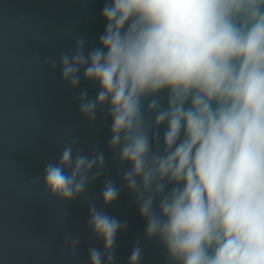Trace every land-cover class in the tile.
<instances>
[{
	"label": "clouds",
	"instance_id": "clouds-1",
	"mask_svg": "<svg viewBox=\"0 0 264 264\" xmlns=\"http://www.w3.org/2000/svg\"><path fill=\"white\" fill-rule=\"evenodd\" d=\"M101 17L95 44L77 35L43 59L59 66L82 119L109 122L121 183L106 179L102 206L89 204L87 227L102 242L90 264H116L128 222L104 209L122 188L144 225L127 264H143L149 244L163 264H264V0H105ZM79 145L73 135L45 165L49 198L87 200L107 174L105 149ZM63 243L75 255L80 238Z\"/></svg>",
	"mask_w": 264,
	"mask_h": 264
},
{
	"label": "water",
	"instance_id": "water-1",
	"mask_svg": "<svg viewBox=\"0 0 264 264\" xmlns=\"http://www.w3.org/2000/svg\"><path fill=\"white\" fill-rule=\"evenodd\" d=\"M104 2L0 0V264H90L89 247H102L87 220L90 203L102 206L105 180L121 183L106 148L109 122L98 117L90 125L82 119L76 93L61 84L59 66L50 71L43 59H58L71 49L77 35L95 44L105 26ZM81 87L95 96L92 85L82 80ZM73 135L86 153L93 144L105 149L107 174L89 183L87 200L78 197L62 203L45 194L42 177L45 165L59 159ZM34 178L40 179L35 186ZM104 210L128 222L127 231L116 238V264H127L143 221L124 188ZM66 233L80 238L75 255L63 243ZM143 264H163L154 244L146 245Z\"/></svg>",
	"mask_w": 264,
	"mask_h": 264
}]
</instances>
